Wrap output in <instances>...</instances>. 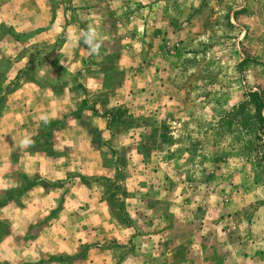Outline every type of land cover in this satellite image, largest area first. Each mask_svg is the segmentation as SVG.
Listing matches in <instances>:
<instances>
[{
    "label": "rangeland",
    "instance_id": "1",
    "mask_svg": "<svg viewBox=\"0 0 264 264\" xmlns=\"http://www.w3.org/2000/svg\"><path fill=\"white\" fill-rule=\"evenodd\" d=\"M248 92L264 97V0H0V160L34 141L2 180L21 228L0 190V264L237 263L264 208Z\"/></svg>",
    "mask_w": 264,
    "mask_h": 264
},
{
    "label": "crops",
    "instance_id": "2",
    "mask_svg": "<svg viewBox=\"0 0 264 264\" xmlns=\"http://www.w3.org/2000/svg\"><path fill=\"white\" fill-rule=\"evenodd\" d=\"M20 150H21L20 149V141L18 140V144L14 143L12 145V147L9 148L8 151L6 152V156L8 157V159L10 158V155H12L11 162L7 163V161H1L0 160V190H2V189L3 190L4 189L10 190L11 189V194L8 197V200L3 204V206L12 207V211H13L12 222H13V224H16L18 227L16 229L12 230L13 231L12 232L13 238L15 236L20 237L21 207H19V204H18V202L20 200H19V197H17L14 193L15 187H16L15 181H13L12 186H10L9 182H7V184H6L2 180H3L4 175H7V170L10 167H12V169H13V171H12V178L13 179L15 177V174L16 173L18 174L20 172V166H19V159L21 156ZM25 154L30 158L32 153H26L25 152ZM59 157H62V155H60ZM10 163L12 165H10ZM100 168H101V166H100ZM98 169H99V166L96 169V171H94V172H97ZM15 170H16V173H15ZM54 190H56V189H54ZM29 194H31V192H29ZM33 204H34V201L30 200L29 206L31 207V206H33ZM260 210H262V211H260V216L257 215V217L252 218V221H253L252 222V231L251 232L249 231L250 232L249 234L250 235L252 234L251 238L249 239L248 242H246L245 235L240 236L241 240L240 241L238 240L237 244H239V245H237L238 248H236L235 253H234L236 256V259H237L236 260L237 263H230V264H264V230L262 232L259 231V229H261V228L264 229V208L262 207ZM256 214H258V213H256ZM105 218L106 217H92V219H89L86 223H92L93 224V222H95V223L102 222L103 220H105ZM246 218L249 219L248 217H246ZM83 225H84V222H82V226L79 227V230H78L79 233L83 229ZM101 225L104 226L103 223H101ZM106 225H107V222H106ZM109 226L111 227V225H109ZM128 229L129 228L120 229V231L123 233V232L128 231ZM237 233L239 235V231H237ZM151 235L152 234H146V237H150ZM10 237H11L10 234H8L7 237H4V240L0 243V250L1 249L4 250V248L6 247V244H7V240ZM13 246H15V245L13 244ZM98 255H100L99 252H98ZM126 257H127V259L126 258L125 259H126L127 263L130 259V262L132 264H153L149 261H144V262H140V263H137V262L133 263L132 262L134 260L133 255H128ZM110 260H112L111 257H110ZM106 262H109V259H107ZM198 264H207V263L202 262V263H198ZM224 264H228L227 260H226V263H224Z\"/></svg>",
    "mask_w": 264,
    "mask_h": 264
},
{
    "label": "trees",
    "instance_id": "3",
    "mask_svg": "<svg viewBox=\"0 0 264 264\" xmlns=\"http://www.w3.org/2000/svg\"><path fill=\"white\" fill-rule=\"evenodd\" d=\"M248 105L252 111L248 113ZM239 109L242 112L245 133L248 136L246 141L247 153L257 152L256 149L264 147V139L260 145L253 143L257 134L264 135V97L258 92H248L244 95V100L240 102Z\"/></svg>",
    "mask_w": 264,
    "mask_h": 264
},
{
    "label": "clouds",
    "instance_id": "4",
    "mask_svg": "<svg viewBox=\"0 0 264 264\" xmlns=\"http://www.w3.org/2000/svg\"><path fill=\"white\" fill-rule=\"evenodd\" d=\"M77 41L83 40V43L87 46L90 55H98L100 48L102 47L104 36L100 33L96 27L89 25L86 29H81L80 33L76 37ZM45 124L48 123V118L46 116L40 117ZM34 144V141L30 137H25L21 139V147H28Z\"/></svg>",
    "mask_w": 264,
    "mask_h": 264
}]
</instances>
